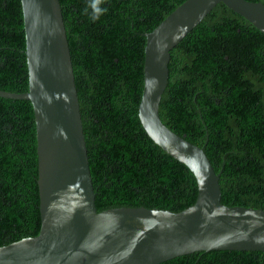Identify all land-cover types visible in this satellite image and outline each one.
I'll return each instance as SVG.
<instances>
[{
  "label": "trees",
  "instance_id": "trees-1",
  "mask_svg": "<svg viewBox=\"0 0 264 264\" xmlns=\"http://www.w3.org/2000/svg\"><path fill=\"white\" fill-rule=\"evenodd\" d=\"M99 211H181L196 202L187 165L140 116L146 33L186 0H60ZM264 3V0H253ZM21 0H0V88L29 90ZM164 123L204 147L223 203L264 209V32L220 2L171 51ZM33 104L0 96V246L41 228ZM160 264H264V251H196Z\"/></svg>",
  "mask_w": 264,
  "mask_h": 264
},
{
  "label": "water",
  "instance_id": "water-1",
  "mask_svg": "<svg viewBox=\"0 0 264 264\" xmlns=\"http://www.w3.org/2000/svg\"><path fill=\"white\" fill-rule=\"evenodd\" d=\"M21 1L29 90L0 88V96L27 99L34 107L41 228L0 246V264H160L196 251H264V209L224 204L220 174L204 147L174 132L160 114L172 49L220 2L264 32V3L186 0L146 33L141 122L198 183L196 202L176 212L145 206L98 210L61 1Z\"/></svg>",
  "mask_w": 264,
  "mask_h": 264
},
{
  "label": "clouds",
  "instance_id": "clouds-1",
  "mask_svg": "<svg viewBox=\"0 0 264 264\" xmlns=\"http://www.w3.org/2000/svg\"><path fill=\"white\" fill-rule=\"evenodd\" d=\"M100 3V0H93V3L91 4V7L93 8L94 10V13L96 14H100L101 13V9L98 7Z\"/></svg>",
  "mask_w": 264,
  "mask_h": 264
}]
</instances>
